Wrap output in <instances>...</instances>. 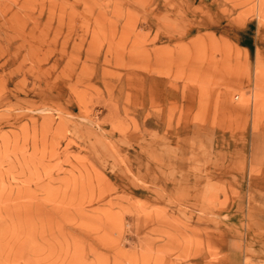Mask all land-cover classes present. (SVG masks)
<instances>
[{
    "label": "rangeland",
    "instance_id": "rangeland-1",
    "mask_svg": "<svg viewBox=\"0 0 264 264\" xmlns=\"http://www.w3.org/2000/svg\"><path fill=\"white\" fill-rule=\"evenodd\" d=\"M0 264H264V0H0Z\"/></svg>",
    "mask_w": 264,
    "mask_h": 264
},
{
    "label": "crops",
    "instance_id": "crops-1",
    "mask_svg": "<svg viewBox=\"0 0 264 264\" xmlns=\"http://www.w3.org/2000/svg\"><path fill=\"white\" fill-rule=\"evenodd\" d=\"M258 158V157H257Z\"/></svg>",
    "mask_w": 264,
    "mask_h": 264
}]
</instances>
